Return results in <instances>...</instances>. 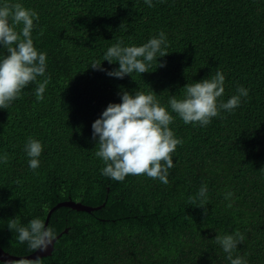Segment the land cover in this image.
Segmentation results:
<instances>
[{
	"label": "trees",
	"instance_id": "trees-1",
	"mask_svg": "<svg viewBox=\"0 0 264 264\" xmlns=\"http://www.w3.org/2000/svg\"><path fill=\"white\" fill-rule=\"evenodd\" d=\"M14 3L38 14L31 35L47 67L0 108V157L8 156L7 164L0 162L4 251L34 253L8 221L26 226L40 218L46 225L55 208L47 225L62 236L41 264H231L214 239L237 231L245 239L232 258L264 264V0H152V7L145 0H0V7ZM160 32L169 54L149 72L107 75L119 67L104 61L109 47L142 46ZM7 55L0 45V60ZM94 62L105 71L91 68ZM217 71L225 76L218 104L240 87L248 96L207 126L185 124L170 98L182 99L186 84ZM46 78L37 99L38 82ZM124 91L151 92L174 117L169 127L183 143L172 153L167 185L147 175L122 182L102 175L92 124L110 103L122 102ZM30 138L43 146L36 170L25 151ZM204 185L207 214L199 199L189 200ZM67 202L94 210L62 205Z\"/></svg>",
	"mask_w": 264,
	"mask_h": 264
},
{
	"label": "clouds",
	"instance_id": "clouds-1",
	"mask_svg": "<svg viewBox=\"0 0 264 264\" xmlns=\"http://www.w3.org/2000/svg\"><path fill=\"white\" fill-rule=\"evenodd\" d=\"M152 7V0H145ZM38 14L25 8L20 3L5 4L0 7V45L7 50L8 55L0 60V108L7 109L11 103L18 99L22 90L30 83L37 81L46 72V53L39 52L32 39L34 20ZM22 25L20 31L17 26ZM123 41L109 47L104 56V61L110 64L115 60L119 67L107 72L110 77L123 79L126 75L143 74L149 72L151 63L158 57L169 53L166 34L160 32L158 37L150 38L142 46H121ZM162 46H164L162 48ZM158 65V64H157ZM163 67L164 65H158ZM91 68L105 71L101 63L94 62ZM46 78L38 82L36 89L37 99H43V93L49 83ZM225 76L217 71L214 76L200 82L186 84L182 99L175 96L170 98L169 105L172 112L178 114L185 124H199L207 126L212 118L220 115L221 110L232 112L240 106L241 97L248 96V90L240 87L238 95H233L226 103L220 102L225 91ZM153 92V91H152ZM121 103H110L101 117L92 124L93 139L98 137L99 150L95 155L102 159L105 167L102 175L115 181L122 182L128 175H147L149 178L158 179L167 185L169 169L173 165L172 153L178 145L183 143L177 139L169 125L174 117L160 105L156 96L151 92H135L130 94L124 91ZM42 144L30 138L25 145L29 159V167L36 170L39 167V157L42 153ZM0 162L8 163V156L0 157ZM207 186L200 188L196 197H190V203H200L197 207L204 206L207 200ZM233 193L225 194V199H231ZM231 206V205H229ZM8 228L14 231L20 244H27L30 252L37 250L46 251L57 239L53 227L45 225V221L34 218L25 226L17 218L8 221ZM68 231V230H65ZM245 237L242 233L234 235H217L215 242L223 251L228 253L231 264H246L242 257L232 258L231 253L238 244L243 243ZM12 264H41L39 258L35 260L19 259Z\"/></svg>",
	"mask_w": 264,
	"mask_h": 264
},
{
	"label": "water",
	"instance_id": "water-1",
	"mask_svg": "<svg viewBox=\"0 0 264 264\" xmlns=\"http://www.w3.org/2000/svg\"><path fill=\"white\" fill-rule=\"evenodd\" d=\"M62 205L63 206L65 205L67 207H70V208H72L74 210H78V211H82L83 210V211L91 212L92 210H94L92 207L84 206V205L79 204V203L67 202V203H64ZM54 210H55V208L49 212V214L47 216V220H46V225L48 224V222L50 220V217H51V215H52ZM66 232L67 231H65L64 233H66ZM61 236H62V234L57 236V239L60 238ZM57 239H56V241H57ZM55 242L53 243V245H50L46 251L37 250L34 253H32L30 255H27V256H14V255H11V254L5 252L4 249L0 246V261L3 264H12V261H16V260H19V259L35 260L37 258L40 259L42 257L50 256L52 254L53 250H54Z\"/></svg>",
	"mask_w": 264,
	"mask_h": 264
}]
</instances>
